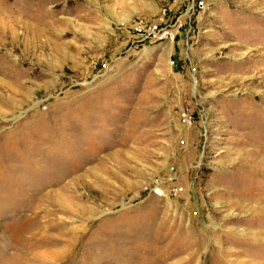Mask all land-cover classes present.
Segmentation results:
<instances>
[{
    "label": "rangeland",
    "instance_id": "1",
    "mask_svg": "<svg viewBox=\"0 0 264 264\" xmlns=\"http://www.w3.org/2000/svg\"><path fill=\"white\" fill-rule=\"evenodd\" d=\"M0 264H264V0H0Z\"/></svg>",
    "mask_w": 264,
    "mask_h": 264
}]
</instances>
